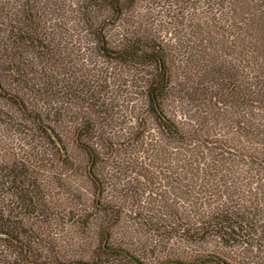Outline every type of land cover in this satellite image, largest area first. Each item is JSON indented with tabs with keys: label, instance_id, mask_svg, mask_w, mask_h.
I'll use <instances>...</instances> for the list:
<instances>
[{
	"label": "rangeland",
	"instance_id": "obj_1",
	"mask_svg": "<svg viewBox=\"0 0 264 264\" xmlns=\"http://www.w3.org/2000/svg\"><path fill=\"white\" fill-rule=\"evenodd\" d=\"M206 11L204 0H134L118 18L100 0H0V82L28 112L47 119L66 149L64 156L35 131L27 112L0 95V167L21 161L36 170L51 214L34 228L61 260H91L99 228L117 219L112 240L146 264L190 263L209 254L231 264H264V255L225 247L218 238L178 235L236 199L227 195L238 190L240 170L220 167V143L197 141L198 133L186 144L164 135L148 109L151 71L115 64L98 51L97 28L113 49L135 38L164 44L175 85L165 110L193 135L203 127L208 93L198 82L219 79L220 64H238L235 37L226 42L222 22H210ZM36 31L46 50L21 43L22 32ZM12 60L20 75L6 70ZM88 123L95 134L84 141L100 156V209L89 158L77 141ZM215 133L229 132L220 126Z\"/></svg>",
	"mask_w": 264,
	"mask_h": 264
},
{
	"label": "trees",
	"instance_id": "obj_2",
	"mask_svg": "<svg viewBox=\"0 0 264 264\" xmlns=\"http://www.w3.org/2000/svg\"><path fill=\"white\" fill-rule=\"evenodd\" d=\"M100 1L118 18L134 4V0ZM204 4L209 21L222 22L221 35L226 38V42L232 43L230 39L235 37L238 64L236 67L220 64L218 69L221 73L217 82H198L197 88L201 85V89L209 94L206 95V109L201 117L203 127L195 130L193 135L184 130L165 110L166 103L172 100L175 85L169 66L170 52L164 44L156 39L135 38L125 40L120 47L113 49L109 47L102 29L97 28L95 37L98 51L103 58L115 64L151 71L146 85L148 109L164 135L186 144L190 137L198 133L197 141H212L214 145L220 143L221 146L216 147L218 155L223 158L220 160V167H237L240 170V177L234 183L238 190L227 195L236 199L226 204L225 208L212 213L201 227L192 228L185 233L178 231V235H182L187 241L198 242L211 237L218 238L225 247H239L244 254L264 255V0H204ZM23 33L25 37L21 39V43L46 50L37 31L32 35L27 32H22V35ZM222 53L231 56L225 49ZM6 70L10 76L21 74L19 65L14 60L7 65ZM0 95L20 111L28 113L36 127L35 131L43 138L51 144H58L55 137L60 136L47 123V119L38 113L28 112L24 100L8 92L1 82ZM201 120L197 122L201 123ZM220 126L226 127L229 133H215V128L219 129ZM202 133L203 136L200 135ZM92 134H95L94 125L88 123L78 129L77 141L89 158L88 171L97 189L96 203L100 209L103 207L100 203L102 183L97 175L100 156L84 141L89 140ZM60 150L65 156L66 149ZM1 166V264H146L112 240V229L117 225V219L109 220L108 225L99 228L98 245L91 260H61L50 242L34 228L35 222L46 223L51 214L36 170L21 161ZM227 171L230 172V169ZM241 189L249 197L242 195ZM100 213L106 215L105 210ZM162 264L231 263L218 255L209 254L190 263L170 259Z\"/></svg>",
	"mask_w": 264,
	"mask_h": 264
},
{
	"label": "water",
	"instance_id": "obj_3",
	"mask_svg": "<svg viewBox=\"0 0 264 264\" xmlns=\"http://www.w3.org/2000/svg\"><path fill=\"white\" fill-rule=\"evenodd\" d=\"M59 147L62 149V151H65V147H64V144L63 142L61 141V139L59 137H55Z\"/></svg>",
	"mask_w": 264,
	"mask_h": 264
}]
</instances>
